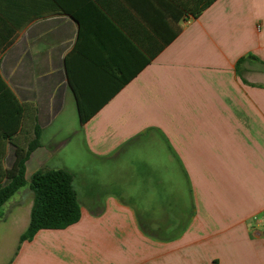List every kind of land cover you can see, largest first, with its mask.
<instances>
[{
	"label": "crops",
	"instance_id": "1",
	"mask_svg": "<svg viewBox=\"0 0 264 264\" xmlns=\"http://www.w3.org/2000/svg\"><path fill=\"white\" fill-rule=\"evenodd\" d=\"M37 129L28 183L81 137V218L22 243L8 222V264H264V0H0L2 168Z\"/></svg>",
	"mask_w": 264,
	"mask_h": 264
},
{
	"label": "trees",
	"instance_id": "2",
	"mask_svg": "<svg viewBox=\"0 0 264 264\" xmlns=\"http://www.w3.org/2000/svg\"><path fill=\"white\" fill-rule=\"evenodd\" d=\"M241 61V60H240ZM82 116V122L87 120ZM40 130L26 150L15 151V161L4 169L0 164V210L23 187L29 184L34 193L30 223L20 242L29 241L42 229H65L81 218V205L74 187V176L63 169L39 170L30 182L26 179V164L41 144Z\"/></svg>",
	"mask_w": 264,
	"mask_h": 264
},
{
	"label": "rangeland",
	"instance_id": "3",
	"mask_svg": "<svg viewBox=\"0 0 264 264\" xmlns=\"http://www.w3.org/2000/svg\"><path fill=\"white\" fill-rule=\"evenodd\" d=\"M75 116L69 115V114H63L59 116L55 121L54 124L51 125L46 131L45 135L46 137L51 134H59L61 139H64L70 134L71 129L74 128V125L76 126V122H74ZM45 148L47 150L52 149V145L45 144ZM51 156V157H50ZM47 160V166L46 168L42 169H63L71 172L76 177V183L78 190L81 195V199L83 201V175L85 173L86 167V156L83 148V143L81 140V137H74L69 142V144H66L63 146L58 152H52ZM99 167H96L97 173L105 172L107 175H102L96 177V181L101 184V182H109V191H115L117 192L116 187V170H113L111 167L108 168H101V165L98 164ZM129 165H125L124 175L122 180V175L120 176V173L118 175V183L120 182L125 183L126 188L131 187L129 186L130 183H132V179L130 180L133 172V168H128ZM102 170V171H101ZM35 171L34 166L29 167V173H28V181L30 182L31 174ZM134 173V172H133ZM104 176V178H103ZM33 193L30 195L29 193H22L20 195H15L10 199V204L14 203L15 201H20L22 207L19 208V205H16L13 208L12 213L7 218V220L3 221L0 220V264H8L9 261L13 257V253H15L17 249V237H18V229L14 228L10 223L8 222H24V219H27V222L30 221V214H27V207L28 203L33 200ZM8 205V204H6ZM6 205L2 207L0 210V214L5 212ZM9 206V205H8ZM161 213V212H160Z\"/></svg>",
	"mask_w": 264,
	"mask_h": 264
}]
</instances>
